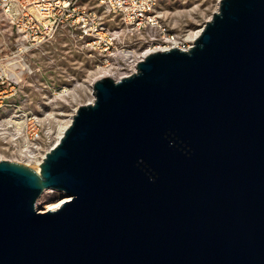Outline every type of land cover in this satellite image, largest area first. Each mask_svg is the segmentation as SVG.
Instances as JSON below:
<instances>
[{
	"label": "water",
	"instance_id": "obj_1",
	"mask_svg": "<svg viewBox=\"0 0 264 264\" xmlns=\"http://www.w3.org/2000/svg\"><path fill=\"white\" fill-rule=\"evenodd\" d=\"M92 93L38 170L0 159V264H264V0Z\"/></svg>",
	"mask_w": 264,
	"mask_h": 264
},
{
	"label": "rangeland",
	"instance_id": "obj_2",
	"mask_svg": "<svg viewBox=\"0 0 264 264\" xmlns=\"http://www.w3.org/2000/svg\"><path fill=\"white\" fill-rule=\"evenodd\" d=\"M218 3L219 0H156V9L171 31L187 38L201 29L217 10ZM76 4L80 8H95L98 17L109 29L121 31L117 48L133 50L134 56H137L148 47L139 35L126 33L123 24L111 20L95 6L93 0H77ZM16 37L0 14V75L7 73L8 77L6 79L2 75L3 78H0V159L33 167L11 152V138L4 121L20 109L30 110L40 121L41 146L48 150L57 141L58 125L71 118L77 106L90 101L93 96L92 82L99 77L98 67L112 65L114 78L125 68L112 56L89 55L77 37L63 29L57 30L48 42L28 51L19 50L21 45ZM12 70L13 73L21 71L18 81L10 77ZM61 196L60 191L44 190L36 199L35 206L45 210L48 205L61 201Z\"/></svg>",
	"mask_w": 264,
	"mask_h": 264
},
{
	"label": "built area",
	"instance_id": "obj_3",
	"mask_svg": "<svg viewBox=\"0 0 264 264\" xmlns=\"http://www.w3.org/2000/svg\"><path fill=\"white\" fill-rule=\"evenodd\" d=\"M76 1L0 0V14L16 33L17 42L21 45L19 50L28 51L38 47L51 40L57 30L63 29L70 35H75L89 55L112 56L117 63H122L124 75L135 71L137 61L142 58L139 57L141 53L136 56L135 63L119 57L117 51L125 49L116 46L121 31L109 29L98 17L95 8H80ZM93 1L111 20L123 24L126 33L139 35L148 43V47L157 46L159 50L172 47L188 49L193 42L168 28L156 9V0ZM1 74L8 79L7 73ZM2 75L0 78H3ZM4 123L11 138V152L38 170L47 151L41 146L38 117L30 110L20 109L13 112Z\"/></svg>",
	"mask_w": 264,
	"mask_h": 264
},
{
	"label": "bare ground",
	"instance_id": "obj_4",
	"mask_svg": "<svg viewBox=\"0 0 264 264\" xmlns=\"http://www.w3.org/2000/svg\"><path fill=\"white\" fill-rule=\"evenodd\" d=\"M200 32V30L198 31H195L191 34L188 35V38L190 40V42H192L194 40V38L198 35V33ZM160 49L159 47L157 46H154V47H147L145 50H143L141 52V54L139 55V57H143L145 56L147 53L153 51V50H158ZM117 55L121 58H125V59H129V60H132L133 63H135L136 61V56H134V53H133V50H128V49H120L117 51ZM19 56V55H18ZM16 57V56H15ZM11 63V62H10ZM132 63V64H133ZM24 64V63H22ZM15 65V64H14ZM17 65V63H16ZM6 66V65H5ZM8 67V66H7ZM6 67V68H7ZM13 67V66H12ZM16 67V66H15ZM21 70V69H20ZM19 70V71H20ZM4 71V70H3ZM7 72V71H6ZM14 71L12 70L11 72V77L15 80V81H18L19 80V75H21V71L20 72H17V73H13ZM98 72H99V77L100 76H103V75H109V76H112L114 71L112 70V65H108V66H103V67H98ZM125 73L124 72H119L117 77H120V76H123ZM93 100V96L91 97L90 101L91 102ZM71 118H68L64 123H60L57 127V130H56V139L58 141L59 137L62 135L64 129L66 128V126L69 124ZM18 125V124H17ZM56 141V142H57ZM61 201H58L52 205H48L45 210L47 209H55L57 208L59 205H60ZM45 210H41V211H45Z\"/></svg>",
	"mask_w": 264,
	"mask_h": 264
}]
</instances>
